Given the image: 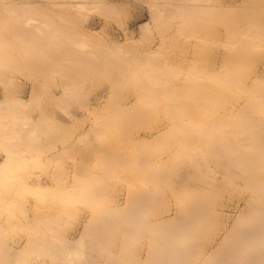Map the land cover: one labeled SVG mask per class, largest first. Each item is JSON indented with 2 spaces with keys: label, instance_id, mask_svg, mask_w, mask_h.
Wrapping results in <instances>:
<instances>
[{
  "label": "rangeland",
  "instance_id": "1",
  "mask_svg": "<svg viewBox=\"0 0 264 264\" xmlns=\"http://www.w3.org/2000/svg\"><path fill=\"white\" fill-rule=\"evenodd\" d=\"M196 8L211 14L187 16ZM256 32L264 0H0V164L13 160L0 264L217 257L257 205L215 132L231 137L238 119L264 128V98L248 100L264 77Z\"/></svg>",
  "mask_w": 264,
  "mask_h": 264
},
{
  "label": "bare ground",
  "instance_id": "2",
  "mask_svg": "<svg viewBox=\"0 0 264 264\" xmlns=\"http://www.w3.org/2000/svg\"><path fill=\"white\" fill-rule=\"evenodd\" d=\"M75 5H86V1H81ZM186 14L192 19L195 17L207 18L211 14V11L196 8L194 10H187ZM14 22L20 23V20L17 19ZM19 32L23 36L25 31L21 30ZM250 39L252 44H257L262 39L264 40V32H256ZM158 76H161V74ZM155 81L160 80L155 78ZM220 86L230 89L234 95L244 90V87H242L239 82L232 79L221 82ZM257 98H264V77L258 78L252 85L248 97L251 110L260 106L261 103ZM168 99L182 102L187 99V95H169ZM19 101L17 103L22 104L23 101ZM28 101L29 100H27V102L24 101L22 105L24 106ZM17 105L16 108L18 107L19 109L21 105ZM15 114L16 112L13 110V115ZM171 115L177 116V113L171 112ZM244 122V119H238L236 121V129L233 131L231 137L229 135H222L221 127L217 126L215 128V132L217 133L216 144L219 149H222L223 147H227L229 141L232 143L231 146L234 148L232 160L236 161V163H241L245 173L243 188L247 191V193H245L247 207L254 202L257 203V205L254 206V208L247 209L236 219L232 228L224 237L222 245L220 246L221 249L219 247L220 254L217 257L209 256L202 260L204 263L201 264H238V262L242 264H264V128L260 125L245 127ZM244 141H246V143H244ZM13 153L15 154V152ZM12 164V156H9L0 164V179L8 180L11 178V173L9 174L8 172H12L13 169L10 168L13 167ZM256 177H258V181ZM220 203L222 202H217L215 204L219 207ZM217 210L214 208V213H217ZM207 242L209 243V241ZM248 248H256L257 251L250 253ZM245 250L247 251L245 252ZM196 256H194V258ZM221 257L223 258L222 261Z\"/></svg>",
  "mask_w": 264,
  "mask_h": 264
}]
</instances>
